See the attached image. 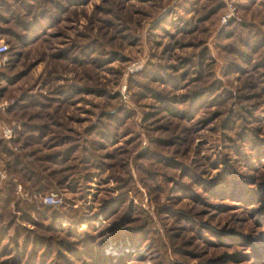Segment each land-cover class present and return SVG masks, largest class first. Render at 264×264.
Instances as JSON below:
<instances>
[{"label":"rangeland","instance_id":"1","mask_svg":"<svg viewBox=\"0 0 264 264\" xmlns=\"http://www.w3.org/2000/svg\"><path fill=\"white\" fill-rule=\"evenodd\" d=\"M23 1L0 22V260L264 264V0ZM50 193L78 224L24 219Z\"/></svg>","mask_w":264,"mask_h":264},{"label":"trees","instance_id":"2","mask_svg":"<svg viewBox=\"0 0 264 264\" xmlns=\"http://www.w3.org/2000/svg\"><path fill=\"white\" fill-rule=\"evenodd\" d=\"M37 1H39V0H37ZM16 2L21 6L26 5V2L23 0H16ZM38 4H39V2H38ZM10 10H11V8H10V4L8 3V0H0V22H2L4 24L8 22V19L3 16L2 12L3 13L4 12L9 13ZM17 19H18L17 17L16 18L12 17V20H14L15 24L19 23V21ZM0 31H6L8 33H13L14 30L12 28H7V27L5 28L3 26H0ZM2 144H3V141L0 140V145H2ZM7 161H10V166L12 168L16 169L15 166L19 165V168L16 169V172L19 173L21 171L22 173L20 174V176L23 177L25 175L24 179H27L26 173L23 170L24 169L23 166H25V165H23V163L21 162L22 160H21L20 156H13L11 158V160L10 159L5 160V163ZM5 166L7 167L8 165H5ZM25 167L28 168V173L29 172L31 173V171H30L31 169L27 166H25ZM26 182H27L26 186L29 187V189H31L33 191H35V190L36 191H42L48 187V181H46V179L44 177H41V176H38V177L35 176L33 180H30V181L26 180ZM9 190H10L9 187H4V189H1L0 190V198H5L8 195ZM22 203H23L25 208L21 212H24L25 214H27L24 216V219L26 221L31 222V224H36V221H37V220L35 221L32 217H30L31 211L39 214V217L42 219L41 223H42V221L47 220L48 221L47 225L48 226L50 225L51 228H53L54 226H57L55 224L57 221H64V222L68 221L69 224H72V225H76L80 222L79 218H69L68 216H66V214H65L66 212L63 209H61V206H55V205L49 206V205H44V204L40 203L38 205L39 208H35L36 203H35V200H33V199L22 200ZM42 225H44V224H42ZM47 225H45V227ZM63 228H64L65 232L69 231V229H70L68 224H67V226H63ZM73 232H77V231L73 230ZM77 233H79V232H77ZM89 237H88V235L85 236L86 239ZM0 240H1V237H0ZM13 244L18 246L16 241H14ZM12 251H13V249L9 252V254ZM24 253L25 252L23 251V253H21V255L8 256V258H6L5 260H0V264H5L6 261H10L12 259L18 261V263H21V264L22 263L23 264L42 263L43 259L45 258L44 255L46 256L47 251L44 252V254L42 256L43 258H40V257L36 258V251L33 248L28 252V256L26 258H24ZM6 254H8V253H6ZM6 254L0 255V257L6 256ZM9 258H11V259H9ZM91 260H92V262H94L93 264H97V261H96V260H98L97 257H93V258H91Z\"/></svg>","mask_w":264,"mask_h":264},{"label":"built area","instance_id":"3","mask_svg":"<svg viewBox=\"0 0 264 264\" xmlns=\"http://www.w3.org/2000/svg\"><path fill=\"white\" fill-rule=\"evenodd\" d=\"M8 45L0 39V64L5 60L4 53L7 51ZM12 135V128L8 125H2L0 129V136L4 138H10ZM8 182V175L4 168L0 167V188ZM14 193L17 196H29L30 194L25 191L20 183L14 182ZM41 202L48 205H58L60 203V198L56 197L53 193L41 195Z\"/></svg>","mask_w":264,"mask_h":264}]
</instances>
